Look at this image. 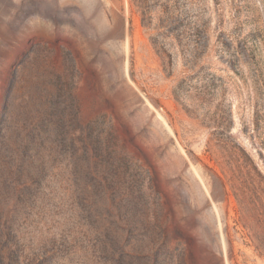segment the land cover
Segmentation results:
<instances>
[{"label": "rangeland", "instance_id": "obj_1", "mask_svg": "<svg viewBox=\"0 0 264 264\" xmlns=\"http://www.w3.org/2000/svg\"><path fill=\"white\" fill-rule=\"evenodd\" d=\"M6 101L0 264H264V0H0Z\"/></svg>", "mask_w": 264, "mask_h": 264}, {"label": "trees", "instance_id": "obj_2", "mask_svg": "<svg viewBox=\"0 0 264 264\" xmlns=\"http://www.w3.org/2000/svg\"><path fill=\"white\" fill-rule=\"evenodd\" d=\"M56 65V63H54ZM58 68V67H56ZM59 69V68H58ZM64 90L62 94H66L71 96L72 103L70 107L74 110L75 113L78 111V107L76 104V99L74 96V81L73 80H64L62 82ZM2 112L0 114V153L2 156H6L5 154H9V160L6 161L9 171L7 172L6 178H11L12 175L15 177H23V181L20 184H24L25 189H27V181H32L33 179V171L30 168L34 166V160L36 157V152L34 151L33 143L35 139V126L36 124L24 123L22 126L15 127L16 131L12 125V121L9 118L8 114V104L7 101L2 105ZM12 124V125H11ZM13 133L15 135L13 136ZM18 142V145H17ZM16 147L20 153V159L17 166H14V159H11V156Z\"/></svg>", "mask_w": 264, "mask_h": 264}]
</instances>
